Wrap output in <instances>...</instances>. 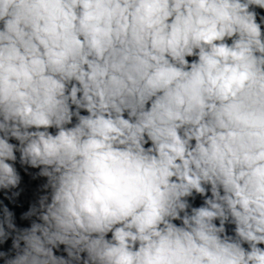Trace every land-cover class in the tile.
Here are the masks:
<instances>
[{"label": "clouds", "instance_id": "obj_1", "mask_svg": "<svg viewBox=\"0 0 264 264\" xmlns=\"http://www.w3.org/2000/svg\"><path fill=\"white\" fill-rule=\"evenodd\" d=\"M0 264H264V0H0Z\"/></svg>", "mask_w": 264, "mask_h": 264}]
</instances>
